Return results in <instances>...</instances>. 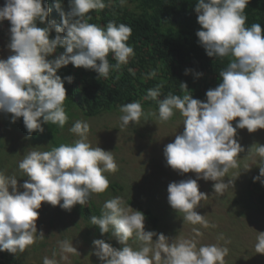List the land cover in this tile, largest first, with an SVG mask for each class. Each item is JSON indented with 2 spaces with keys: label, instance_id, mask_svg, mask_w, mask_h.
<instances>
[{
  "label": "clouds",
  "instance_id": "obj_1",
  "mask_svg": "<svg viewBox=\"0 0 264 264\" xmlns=\"http://www.w3.org/2000/svg\"><path fill=\"white\" fill-rule=\"evenodd\" d=\"M68 4L65 12L62 0H53L60 24L48 19L51 9L46 0H5L0 7V21L10 22L4 38L9 35L7 48L12 53L0 59V112L11 113L13 123L22 117L29 135L43 132L44 123L62 128L69 119L64 109V82L71 83L73 77L62 79L58 69L71 63L107 78L111 69L126 65L135 55L127 44L132 34L130 26L114 21L106 27L84 22L91 11L106 7L104 0H68ZM248 4L249 0H197L194 11L200 25L196 32L199 45L209 57L232 59L219 73L220 83L206 91L205 101L172 94L158 101L160 121L170 120L177 110L184 118L183 132L163 149L167 166L179 174L191 171L197 179L215 181L213 189L218 195L231 185V180L226 184L222 178L230 168L238 167L237 158L244 151L235 138L237 129L246 128L249 133L264 129V34L260 23L246 27L244 10ZM52 31L56 34L50 38ZM58 46L64 49L63 53L49 59ZM109 53L116 61L114 65L109 63ZM189 71L185 69V74ZM155 74L153 71L149 75ZM180 84L187 89L186 83ZM160 87L148 89L147 98L157 99ZM120 112L121 127L157 115L145 113L138 101L121 105ZM237 117L234 127L231 121ZM89 130L86 121L77 120L69 129L79 137L73 143L60 144L49 151H30L18 164L28 178L23 184L18 185L17 176L0 171V251L23 253L38 239L45 238L36 226L42 202L71 211L76 204L84 205L93 193L108 189L110 181L104 173H115L119 166L113 150L92 147L87 142ZM257 145L259 164L264 165V145ZM261 177L264 166L259 167V175L253 180ZM197 179L170 182L167 201L171 208L184 214L183 221L207 228L205 215L195 211L208 197L199 191ZM144 220L141 209L125 206L119 196L105 201L101 215L91 217L92 225L98 226L101 234L110 233L121 247L94 239V254L103 264H225L227 247L207 244L197 248L192 239L170 242L163 233L146 231ZM134 234L141 242L138 248L128 243ZM59 246L62 253L79 255L69 240L59 241ZM256 253L264 254V232L257 237ZM43 264L58 262L45 257Z\"/></svg>",
  "mask_w": 264,
  "mask_h": 264
},
{
  "label": "rangeland",
  "instance_id": "obj_2",
  "mask_svg": "<svg viewBox=\"0 0 264 264\" xmlns=\"http://www.w3.org/2000/svg\"><path fill=\"white\" fill-rule=\"evenodd\" d=\"M127 4L130 5L128 2ZM8 42V38L5 37L0 43V59L11 52L7 48ZM205 100L206 98L202 101ZM143 109L145 113L153 112L157 115L149 116L147 121L141 118L139 124L130 123L127 127H121L120 109L99 112L92 117H84L76 111V117H72L71 123L63 130L61 144H64L63 137L73 143L79 137L69 129L77 120L86 121L90 125L87 142L92 147L113 150L112 154L119 166L118 171L104 173L110 181L108 189L103 193H93L90 198L96 201L100 209L105 201L116 196L121 197L125 206L130 205L134 210L150 208L159 218L158 229L150 231L163 233L169 237L170 242L172 239L177 241L192 239L196 242L197 248L207 244L227 247L229 252L224 258L225 264H264V254L256 253L257 237L264 232V208L260 207L257 201L260 190H264V184L261 183L264 177H261V180H253V177L259 175V167L264 166L259 164L261 157L256 152L257 144L264 145V129H257L251 133L246 128L237 129L235 138L244 151L240 152L237 158L238 167L230 168L222 178L226 184L231 180V185L223 195H218L213 189L215 181L197 179L196 174L191 171L179 174L166 164L163 155L165 145L173 142L175 136L184 130V118L179 111L177 110L170 120L162 122L158 119L157 110ZM238 119L237 117L231 121L234 127ZM1 126L2 122L0 128ZM2 132L0 130V134ZM25 136L19 142L21 144L15 148L10 150L9 147L3 146L2 149V152L8 155L0 171L5 175L17 176L18 185L28 179L19 169V162L30 151H47L50 146L48 142L33 141L29 136ZM8 162L12 167L7 164ZM189 178L197 179L199 191L208 195L195 209L199 214L205 215L209 222L207 228L183 221L184 214L177 212L168 204V184ZM112 183L120 184L123 189L114 188L111 186ZM18 190L23 191L22 188ZM128 199L134 204L128 203ZM38 212L37 230L38 232L42 230L45 238L38 239L23 253H16L21 264H43L45 257L56 259L58 264H103L94 254L92 244L94 239H103L117 249L121 247L110 233H97L96 229L85 223L72 209L65 211L59 205L52 206L42 202ZM155 239L154 236L153 240ZM63 240L71 241L79 255L62 253L59 241ZM128 243L134 248L141 244L135 234ZM64 255L67 256L66 260L62 259Z\"/></svg>",
  "mask_w": 264,
  "mask_h": 264
},
{
  "label": "trees",
  "instance_id": "obj_3",
  "mask_svg": "<svg viewBox=\"0 0 264 264\" xmlns=\"http://www.w3.org/2000/svg\"><path fill=\"white\" fill-rule=\"evenodd\" d=\"M46 2L51 9L48 19L60 24V13L53 7V0ZM125 2L121 4L120 0H104L106 7L103 10L91 11L84 17V22L106 27L109 21H114L117 25L124 23L130 26L132 34L127 44L133 47L135 55L126 65L119 69H111L107 78L99 76L94 70L74 67L71 63L58 69L57 74L62 79L69 75L73 77L71 83L64 82L67 96L64 109L69 119L62 128L56 124L44 123L43 132H32L29 135L22 117L13 123L11 113L0 112L2 122L0 130L3 131L0 134V170L8 155L2 152L3 146L11 150L21 144L19 142L26 137L25 135L33 141L48 142L50 146L47 151L59 146L62 143L60 137L63 136V130L71 123L72 117H76V111L84 117H92L99 112L120 109L121 105L133 101L140 102L143 108L158 111V101L169 94L181 98L184 95H191L195 99L203 100L206 98V91L220 83L219 73L227 68L232 57H209L199 45L196 32L200 25L194 11L197 0H125ZM4 4L5 0H0V7ZM62 7L65 12L69 10L68 0H62ZM244 14L247 17L246 27L260 23L264 34V0H249ZM0 24L1 43L5 31L10 28V22L5 19L0 21ZM38 26L43 25L38 23ZM55 34L54 31L50 32V38ZM7 37L9 40V35ZM63 51L64 49L58 46L56 52L48 58L53 59ZM107 58L111 65L116 63L111 53ZM185 69L191 71L186 75ZM153 71L156 73L155 76H150ZM196 73L202 75L196 76ZM182 82L187 84V89L181 87ZM157 86H161L160 96L155 100L147 98L148 89ZM73 109L75 111H72ZM63 139L64 144L72 143L68 142V138ZM8 165L12 167V164ZM111 186L123 189L120 184L112 183ZM257 201L260 207L264 208V190H260ZM127 202L134 204L129 199ZM72 210L100 233L98 226L92 225L91 221L92 216L101 215V209L96 201L89 198L84 205L76 204ZM141 212L145 215V230L158 229V216L147 207L141 209ZM0 264L21 263L17 254L11 255L5 250L0 251Z\"/></svg>",
  "mask_w": 264,
  "mask_h": 264
}]
</instances>
